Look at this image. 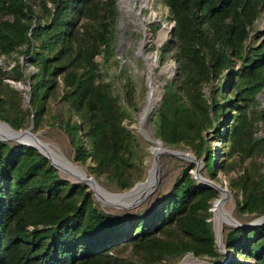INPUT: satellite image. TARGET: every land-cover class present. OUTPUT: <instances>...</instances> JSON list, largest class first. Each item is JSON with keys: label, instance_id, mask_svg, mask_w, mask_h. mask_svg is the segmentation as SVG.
Returning a JSON list of instances; mask_svg holds the SVG:
<instances>
[{"label": "trees", "instance_id": "16d2710c", "mask_svg": "<svg viewBox=\"0 0 264 264\" xmlns=\"http://www.w3.org/2000/svg\"><path fill=\"white\" fill-rule=\"evenodd\" d=\"M160 1L173 21L161 50L174 47L177 70L148 117L153 134L187 146L213 176L212 133L226 145L220 169L238 167L227 177L236 211L264 214V135L254 134L264 109L253 107L264 92V33L248 39L264 0ZM116 15L115 0H0V54L16 50L34 67L28 108L3 80L19 79L20 64L12 58L9 72L0 68V120L18 129L31 118L36 128L55 98L65 108L54 123L68 138L71 161L89 160L94 178L122 190L141 179L144 165L122 123L126 111L95 60L112 54ZM193 165L182 167L149 210L121 216L94 205L85 183L60 176L35 147L0 139V264H165L186 252L220 261L208 219L214 189L197 183ZM222 241L226 264H264V223L231 225ZM127 244L135 263L114 253Z\"/></svg>", "mask_w": 264, "mask_h": 264}, {"label": "rangeland", "instance_id": "374dc122", "mask_svg": "<svg viewBox=\"0 0 264 264\" xmlns=\"http://www.w3.org/2000/svg\"><path fill=\"white\" fill-rule=\"evenodd\" d=\"M117 2L118 0H115L117 15L114 24L112 54L108 56L106 60H103L102 55L98 54L95 56V60L98 62L102 79L109 83L112 94L115 96L119 105L122 106L126 111V115L124 116L122 123L135 134L138 141V152L142 157L144 169L141 179L134 182L136 183L144 179L147 170L150 167L152 155L149 151V147L153 144L152 141L148 140L142 134L139 127V113L147 103L148 93V87L146 86V63L138 51V44L143 36L144 28L137 20L132 21V19L129 17V14H122V16H120V10ZM140 15L145 18V28L149 33V40L144 44L143 49L152 56L154 73H156L154 77L155 79L153 78L152 83L153 85L155 84L159 93V96L152 107L153 111L161 101L163 95V84L165 83V81L176 77L177 67L176 61L173 56V53L175 52L174 47L172 45L170 47L169 45H166V48L168 49L161 50V47L167 41V39L171 38L169 34L170 30L168 29L173 21L168 17L167 7L163 5L160 0H147V5L146 7L143 6L141 8ZM258 32L264 33V7L259 11L257 17L252 23V26L249 28L248 39L256 42L253 35L256 33L258 34ZM122 36L126 37V40L121 44L120 39ZM19 48H22V46H19ZM12 58L17 60V62L20 64L22 70L21 77L19 79L4 77L3 80L8 82L10 85H13L20 91L22 95L21 105L24 108H28L29 85L27 74L32 69H34V67L27 62L24 54L15 50L11 53L10 57H6L3 54H0V68L9 72V67L14 63V59ZM161 69L165 70L161 72ZM58 91L59 88H57V92ZM201 92L205 98H209L210 91L207 84H203L201 86ZM221 100L222 99H220V101ZM253 107L255 110L264 109V92H260L257 95V102ZM64 110L65 108L63 104L56 102L55 98H49L46 111L43 114V119L41 120L39 126L33 128L31 118H28L26 125L22 128L29 127L30 131L35 133L38 139L48 143L57 153H59V155L64 156L71 161L73 151L71 145L69 144L68 138L63 130L56 123H54L59 118V115L64 113ZM151 113L152 112H150V114H147V122L145 123L144 121L142 128L146 133H148L151 139H156L158 137L153 134L151 123H149L148 118ZM254 134L256 136L264 135V124L261 120L256 121V129L254 131ZM206 137H208L207 140L209 141V144L211 145L215 154V176H210L205 171L202 158L196 157L193 151H191L187 146H168L163 144L162 142L161 143L164 147L166 146V148L179 150L183 153H190L194 155L196 157V160L200 161L198 174L202 178L211 180L216 184L224 186L229 191L227 187V177L235 175L238 167L229 168L227 170L220 169V161L225 155L224 151H226V145L222 141L214 140L215 138L214 136H212V133L206 135ZM261 161H263L261 170H264V157H261ZM71 162L75 166L78 165L79 167H77L84 171L86 175H91L86 170V164L89 163V160H87V162L83 165H80L79 163L73 161ZM186 164L194 163L188 162L185 156L181 157L170 155L167 153H161L159 154L158 182L153 193L147 196L143 201L130 208H118L104 202L105 200L111 199H107L105 197L100 198L96 196L90 189L94 205L106 212L119 214L121 216H126L128 214L136 212L143 213L151 208L155 200L168 192L172 183L176 179V176L178 175L182 167H184ZM193 169L194 165L192 168H190L192 176ZM58 173L60 176L66 178L65 175H63L59 171ZM91 176L93 177V175ZM94 179L98 183V185L107 193L121 192L131 187L130 186L127 189L119 190L100 177ZM69 181L73 182L71 179H69ZM197 183H199V181H197ZM229 193L231 196H229V200L227 201L226 206L231 212L232 217L236 221L240 223H246L258 216L256 214L237 212L235 208V199L238 198V196L236 195L237 197H235L231 192ZM219 198L220 193L214 189V195L210 201L212 203V201L214 200L212 205V212H210L208 219L214 232L216 250L223 254L220 261H213L212 258H209L207 256L195 257L190 252H186L179 257H175L165 261V264H175L180 261L181 263L178 264H186L191 261H194L195 264H226L227 260L230 259V251L225 249L222 241V236L226 229L231 225L223 218H220L217 224H215L214 222L213 208H215V204L217 203ZM114 253L123 259H127V261L131 260L134 263L136 262L137 255L128 244L124 247H121ZM251 260L252 259H249V261Z\"/></svg>", "mask_w": 264, "mask_h": 264}, {"label": "bare ground", "instance_id": "6f19581e", "mask_svg": "<svg viewBox=\"0 0 264 264\" xmlns=\"http://www.w3.org/2000/svg\"><path fill=\"white\" fill-rule=\"evenodd\" d=\"M117 3H118L119 10H120V16H122V14H129V17L132 19V21L137 20L141 24V26L144 28L143 29V36H142V38L138 44V51L146 63V69H147L146 70L147 71L146 86L148 87V93H147V103L144 106V108L141 110V112L139 113V124H140L139 127H140V131L142 132V134L148 140L152 141V143H153L152 145H150L149 151L154 152V153L159 152V151L161 152L163 149L166 148V146L164 147L160 141H158L154 138L151 139V137L148 135V133H146L145 130L142 128V125H143L144 120L146 118L147 111H149V109H151L153 107L156 99L159 96V93H158V90H157L155 84L153 85V83H152L153 78L156 75V73H154L152 56L147 51H145L143 49L144 44L149 40V33L147 32V29L145 28V21H144L145 18L143 16H141L140 13H141V8L143 6L146 7L147 0H118ZM125 40H126V37L122 36L120 39L121 44L123 42H125ZM164 70L165 69H161V72ZM0 127H1V125H0ZM35 137H36V141H31V142L36 144L37 148L40 149L44 154H46L48 157H50L54 161L56 160L55 161L56 163L57 162L59 163L58 169L60 170V172L63 175L68 177L67 174H69L70 171H74L78 174H82L81 172H84L78 168L79 167L78 165H77L78 167L75 166L74 164H72V162L69 159H67L64 156L59 155V153H57L48 143H44V141H41L40 139H38L36 134H35ZM183 154H184L185 158H187V159L190 156L189 154H186V153H183ZM147 171L150 174L151 166L148 168ZM84 176H87L85 174V172H84ZM150 182H151V177L149 176V178L142 185L137 184L132 190L127 191L126 193L120 194V195L107 193L105 190H103V188H101L98 185V183H96L93 187H94L96 196H98L100 198L105 197L107 199H111V200H105L104 202L113 203L116 201L131 200L132 198H134L139 193V191L141 189L145 188L147 186V184H149ZM214 189L220 193V198L217 201V203L215 204V208H213L214 222H215V224H217L219 219L223 218L224 220H226V222L229 223L227 216L229 215L232 217V215H231V212L229 211V209L227 208L226 203L229 200V196H231V195L226 188L224 190V189H221L219 187H214ZM211 212H212V208H211ZM179 263H181V261ZM186 264H195V262L191 261V262H188Z\"/></svg>", "mask_w": 264, "mask_h": 264}, {"label": "water", "instance_id": "95a60500", "mask_svg": "<svg viewBox=\"0 0 264 264\" xmlns=\"http://www.w3.org/2000/svg\"><path fill=\"white\" fill-rule=\"evenodd\" d=\"M172 26H173V23L169 26L168 30H170L172 28ZM150 112H152V108L149 109V111H147L146 116H147V114H150ZM144 121L147 122V118H145ZM0 125H1V127H0V139L1 140L17 141V142L25 143V144H27L29 146L35 147L60 172V170L58 169L59 163L58 162L56 163L55 162L56 160L54 161L53 159L48 157L40 149L37 148L36 144L31 142V141H36V137H35V133L30 131L29 127L21 128V129H14L9 124H7L5 121H2V120H0ZM156 140L162 142L161 139H159V138H156ZM44 143H46V142H44ZM149 149H150V147H149ZM150 153L152 155V159H151V163H150V166H151L150 174L147 171L146 176L144 177L143 180L138 181L136 183H133L131 185V187L129 189L125 190V191L108 192V193L118 194V195L124 194L127 191L132 190L137 184L142 185L149 178V176L151 177V182L149 184H147V186L145 188L141 189L139 191V193L134 198H132L131 200L116 201V202H113V203L106 202V203H109L110 205H113V206L118 207V208H130V207H133V206L139 204L147 196H149L151 193H153V191H154V189L156 187V184H157L158 179H159V154L160 153H167V154L174 155V156L184 157V154H183L182 151L174 150V149H170V148H165L161 152L159 151V152H155V153L154 152H150ZM189 155L190 156L188 157L187 161L194 163L193 177L197 181H199V184H201V185H203L205 187H209V188L219 187V188L225 190V187H223V186H221L219 184H216V183H214L211 180H207L205 178H202L198 174L200 161L196 160V157L194 155H192L190 153H189ZM81 173L82 174H78V173H76L74 171H70L69 174H67L68 177L67 176H65V177L67 179L70 177L69 179H71L73 182H83V183H85L89 187V189H91L93 191V193L95 194V190H94L93 186L97 182L95 181V179L91 175L84 176V172H81ZM227 218H228V221H229L230 225H232V226L252 227V226L260 225V224L264 223V214L258 215L253 220H251L249 222H246V223H240V222L236 221L233 217H231L229 215L227 216ZM178 263H175V264H178Z\"/></svg>", "mask_w": 264, "mask_h": 264}]
</instances>
